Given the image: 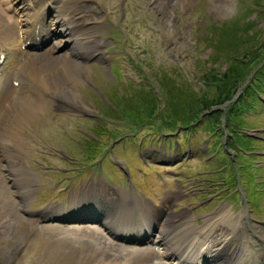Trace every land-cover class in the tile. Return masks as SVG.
I'll list each match as a JSON object with an SVG mask.
<instances>
[{"label":"rangeland","instance_id":"rangeland-1","mask_svg":"<svg viewBox=\"0 0 264 264\" xmlns=\"http://www.w3.org/2000/svg\"><path fill=\"white\" fill-rule=\"evenodd\" d=\"M84 2L92 4L91 22L98 21L89 48L99 55L79 68L77 83L64 86L65 101L34 112L20 129L17 146L0 145V264H83L85 256L86 264L142 263L149 246L147 252L120 246L96 223L65 225L59 220L82 213L66 214L76 211L69 204L79 197L105 205L114 191L104 180L159 204L158 211L174 214L172 221L188 208L182 220L189 226L201 225L223 207L226 217L239 216L240 221L237 229L216 237L226 243L223 252L248 244L256 264H264V87L256 82L249 87L252 97L245 99L236 127L226 116L264 64V0ZM54 13L48 15L50 21ZM2 24L11 26L13 38L19 36L6 18ZM55 41L52 37L38 57L30 51L35 61L44 65L55 55L60 57L50 67L62 64L66 48L51 53ZM12 46H0V53L11 50V57L17 56L19 44ZM234 59L246 61L237 67L241 75L232 103L211 105L219 94L217 82L205 75L224 78L221 73L236 66ZM263 76L261 72L259 78ZM13 77L2 85L9 86ZM203 100L211 106L198 115ZM179 103L184 117L173 113ZM215 113L220 114L216 121ZM176 172L180 175L171 176ZM167 191L173 205L163 198ZM123 192L113 198L118 208H127L126 216ZM92 199L82 206L91 207ZM143 205L149 206L143 213L152 211ZM41 209L51 210L44 220L37 218L43 217ZM30 211L38 214L31 218ZM138 217L143 219L138 214L124 221ZM158 260L151 258L152 263ZM251 262L245 257L244 264Z\"/></svg>","mask_w":264,"mask_h":264},{"label":"bare ground","instance_id":"bare-ground-1","mask_svg":"<svg viewBox=\"0 0 264 264\" xmlns=\"http://www.w3.org/2000/svg\"><path fill=\"white\" fill-rule=\"evenodd\" d=\"M17 1H21L20 6L16 5ZM84 1L90 2V0H0V46L19 44L17 56L10 59L6 57L0 64V74L2 73L0 75V145L3 147H7V144L14 146V143L16 146L18 145V133L20 129L24 131L28 121L32 120L34 112L49 106V104L55 105L56 100L65 101L66 98L62 96V91L65 90L64 86L68 87L77 83L79 68L83 67L87 60L99 55L96 49L89 48L95 41L92 34L98 27V21L91 22L90 19L94 14L91 9L92 4ZM45 6L51 7L48 9L55 12L52 23H47L43 19L40 9ZM18 8L22 11L26 10L27 16L24 19H19ZM34 8L36 14L34 17H29L28 10ZM47 12L45 11V13ZM2 17L6 18L8 24L15 25L18 29V37H12L11 26H3ZM50 36L56 40L50 48L51 53L66 48L65 58H62L64 59L63 63L55 65L53 68L50 67L51 60H56L60 56H48V60H44V66L40 60L35 61L37 59L34 54L21 48L23 43L36 44L39 41L50 39ZM35 56L40 55L36 54ZM37 63L38 65H35ZM8 69H10L9 72ZM9 75L14 76L10 82L17 81L16 86L11 83L9 86L6 83L2 85ZM59 87L61 88L59 89ZM4 154L7 155V151ZM12 157L13 155L10 153L9 160H12ZM158 158H163V155ZM114 195H109L108 202L101 206L97 204L95 198L79 197L78 200H73L72 204H69V207L76 211H68L66 214L71 215L74 212L82 211V213H87L86 215L91 214L92 219L98 218L100 222L106 221L105 224H102L105 231L109 226L117 227L118 220L124 219V211L127 208H122L121 211L114 202ZM89 199H92L91 207L82 206L84 204L82 201L88 202ZM12 203L15 204L14 201ZM74 203L76 205H73ZM157 210L158 208L155 211L156 214L154 213L153 218L149 221L147 215L144 218L148 228L145 229L143 235L152 238L153 231L156 230V239L152 240L155 242V246L152 248H156L151 252L149 251L152 248H149L148 254L144 256V261L140 264H244L245 257L249 255L252 260L250 264H256L253 249L248 244L240 245L230 253L223 252L226 243L218 241L216 237L225 236L223 232L226 229L234 231L239 226L236 224L240 222L239 216L226 217L223 207H219L205 217L199 226H189L188 220H182L185 218L186 211L182 212L178 221H172L171 217L174 215L172 212L167 214L166 211H159L160 213L157 214ZM52 216H49V220L53 219ZM117 217L118 220H116ZM224 221L227 222L226 227ZM160 224L161 229H159ZM141 228V226L131 228V231L139 232ZM148 233L149 235H146ZM111 234L113 235L112 230ZM200 236H206L207 239L200 241ZM139 249V251L147 252V248ZM152 257L154 259L157 257L159 262L152 263ZM88 259L89 257L85 256L83 264H86ZM162 260H166V262H162ZM97 264L114 263L100 260Z\"/></svg>","mask_w":264,"mask_h":264},{"label":"trees","instance_id":"trees-1","mask_svg":"<svg viewBox=\"0 0 264 264\" xmlns=\"http://www.w3.org/2000/svg\"><path fill=\"white\" fill-rule=\"evenodd\" d=\"M241 32H243V31H241ZM233 61H236V63H237L236 66L231 65L227 69L226 73H221V75L224 78H221L220 76H217V75H213L212 77L205 75V77H208L212 81L217 82L216 85L218 87L219 94L215 98H213V100L211 101V103H213V104H211V105H218V106L221 105L222 106L226 102L232 103V101H230V100L235 93L234 91L237 89L238 79L240 78V75H241V71L237 67H239V65H242L243 63H245L246 60L242 59L240 62L239 61L237 62V60L234 59ZM261 72L264 73V64L261 68H259L258 72H254V75H253L254 80L249 82L248 85L243 89L242 93L236 97L237 99L234 100L235 103L233 105L231 104L232 105V106H230L231 108L226 113L228 121L230 120V122L233 123L235 127L239 124V122H237L238 120L236 118L239 115L244 113V111H242L241 109L248 104L247 102H245V99L252 97V89L253 88L249 90V87L254 82L257 83L258 88L264 87V76H263V79L259 78V76L261 75ZM150 98H154V97L151 95ZM202 103H203V107L200 108V110L198 112H196V114H199L203 108L207 109L211 106V105H208V103H206L205 100H203ZM236 105L238 108L236 107ZM239 106H241V107L239 108ZM182 107H183V104L176 106V108L174 107L173 113L175 115L182 116L184 114ZM189 109H192V106H189L187 108L188 112H189ZM193 114H195V112ZM219 115L217 113H215V117H214L215 121L218 120ZM182 117H184V116H182ZM231 117H233V118H231Z\"/></svg>","mask_w":264,"mask_h":264}]
</instances>
